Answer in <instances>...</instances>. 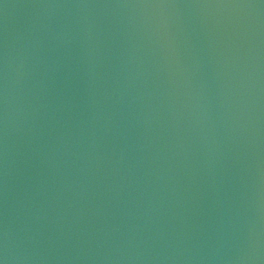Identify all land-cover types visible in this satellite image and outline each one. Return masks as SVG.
Here are the masks:
<instances>
[{"label":"water","instance_id":"obj_1","mask_svg":"<svg viewBox=\"0 0 264 264\" xmlns=\"http://www.w3.org/2000/svg\"><path fill=\"white\" fill-rule=\"evenodd\" d=\"M0 264H264V0H0Z\"/></svg>","mask_w":264,"mask_h":264}]
</instances>
